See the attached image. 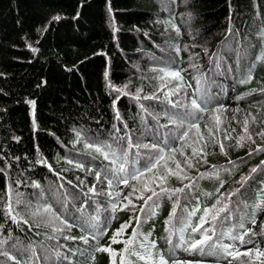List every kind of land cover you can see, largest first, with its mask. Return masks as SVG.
<instances>
[{"label": "trees", "instance_id": "16d2710c", "mask_svg": "<svg viewBox=\"0 0 264 264\" xmlns=\"http://www.w3.org/2000/svg\"><path fill=\"white\" fill-rule=\"evenodd\" d=\"M262 57L264 0H0V235L7 239L5 250L21 264L29 260L31 254L23 251L29 245L36 254L30 264H59L56 251L73 264H113L108 253L94 249L111 247L121 253L123 241L130 239L136 229L139 236L130 248L147 237L155 242L153 253L162 255L169 264L173 257L217 264L216 257H187V252L176 247L179 232L170 236V231L179 229L183 213L191 211L197 201L201 212L193 223L203 208L215 204L217 189L223 194L240 188L229 204L231 218L222 226L217 221V236L221 227L228 232L243 223L251 229L245 241H257L264 251V202L260 192L264 188V151L257 150L264 149V138L257 131L264 122ZM165 66L179 70L191 85L173 95V101L185 93V99L191 97L196 88L194 77L199 76L205 81L214 107L222 106L221 112L235 108L238 127L244 123L243 118H252L247 128L252 140L237 146V126L235 130L222 129L219 145H211L203 134L207 163H198L188 175L194 179L200 173L206 175L196 179L190 194L188 190L181 194L175 216L171 215L175 198L160 199L154 214H149L147 208L140 213L139 206L144 202L134 198L137 224L128 208L111 211L106 195L110 189L101 171L109 162L85 145L113 143L115 147V137L129 135L133 143L150 144L159 141L161 134L167 136L174 126L165 113L175 109L164 102L163 95L179 81L170 77L161 80L160 74L152 71ZM249 75L251 80L243 83ZM137 95L140 99L135 98ZM153 95L160 98L144 99ZM29 101L35 102L34 109ZM213 113L203 114L202 132ZM166 124L168 127H164ZM77 132L81 134L79 142ZM184 145L176 147L182 149ZM146 151L141 149L140 167L144 166ZM172 154L181 155L180 151L169 156ZM42 158L51 170L39 162ZM68 160L82 163L84 169L68 164ZM164 163L154 172L163 171ZM212 166L230 171H221L219 178L211 177L207 173ZM252 168L257 172L252 173ZM97 172L101 175L99 181ZM152 175L148 173L141 179ZM249 176L241 188L237 181ZM33 181L40 184L42 199L36 195L40 189L31 187ZM221 181L223 188L219 187ZM183 183L175 176L169 177L172 188L183 187ZM9 186L13 208L29 224L17 225L5 215ZM93 186L95 194L88 193ZM115 190L127 195L131 188L121 184ZM17 192L21 194L19 204L15 203ZM28 204L51 205L58 214L63 213L73 224L65 233L74 239L65 240L62 235L49 239L50 227L43 218L29 216ZM82 207L84 217L96 216L99 211L100 227L92 231L104 230L106 234L98 241L80 226ZM130 220L131 226L119 237L121 242L112 244L113 234ZM85 235L87 244L81 239ZM191 238L189 231L186 239ZM246 244L250 243L237 242L236 248ZM130 258L135 264H144ZM258 258L264 262V257ZM120 260L121 256L115 257L116 264ZM0 264H5L2 256Z\"/></svg>", "mask_w": 264, "mask_h": 264}, {"label": "snow or ice", "instance_id": "6c2138e0", "mask_svg": "<svg viewBox=\"0 0 264 264\" xmlns=\"http://www.w3.org/2000/svg\"><path fill=\"white\" fill-rule=\"evenodd\" d=\"M57 19H59L57 17ZM35 51V49H33ZM179 52V49H176ZM264 58V57H262ZM152 71L159 73V79L164 80L166 78H172L178 80L179 83L172 89L164 92L163 100L166 104H168L172 109H175L173 112H166L169 124L173 125L174 128L170 129L167 136L161 134V139L155 143L145 144V143H133L131 136L127 137H115V147L113 143L106 144H98V143H86V147L88 149H93L95 153L100 154L104 160L108 161L109 164L106 166L103 171L104 178L107 181V186L110 189L106 193L111 201V211L114 213L116 210H123L124 208H128L133 211V218L136 220L137 224H139V216L135 215L137 210V205L133 203V199L142 200L144 203L142 206H139V212L144 213L145 208L148 209L149 214H154L155 208L158 207V201L164 197L172 200L175 198L173 203V211L171 213L172 216H175L176 207L179 204V198L181 194H185V190H188V194H190L195 187L196 179L203 178L206 174L200 173L199 177L192 178L188 175L187 171L184 168H181L179 162L175 161L173 157L169 156L170 153H176L178 151L183 152L180 148H177L176 145L179 144L181 147L184 145L186 140L189 137V134L196 131L199 135L200 133V121L203 119V114L205 113H213V112H221L222 106H213L212 105V97L209 95L208 89L205 86V81L196 76L194 79L196 80V88L193 91L191 97L185 99V96H181L179 99L173 101L171 97L173 95H177L180 92V89L183 87L191 88L190 84H187L184 81L183 77L179 70H172L171 68L165 66L161 68H154ZM251 76L249 75L247 79L242 81L243 83H248L251 80ZM117 92H120V89H116ZM127 94V93H125ZM136 99H140V96L137 95ZM160 97L153 95L151 97L145 96L144 99H158ZM32 108H35V102L29 101ZM116 101H114V104ZM143 108V106H141ZM146 111V110H145ZM117 119H119V112L117 111ZM125 127H127L125 125ZM164 127H168V125H164ZM119 132V129H117ZM209 132V141H211V133L212 129H208ZM264 136V133H261ZM77 142L81 140V134L79 132L76 133ZM204 138L201 136V140ZM243 139V137H241ZM221 151H223V144L220 145ZM135 149V151H133ZM141 149L147 150L144 155V166L140 167L139 162L142 158ZM258 151H264V149H257ZM249 155H252L250 152ZM166 157L169 159H173V163L175 164L174 168H170L166 162ZM18 159V158H17ZM193 159H195L196 163H207V160L204 158V154L201 152L198 154L197 148H192L191 157H185V168L191 169L194 167ZM42 165H45L51 170V165H48L43 158L39 161ZM163 164V171L154 172L155 169ZM68 164H74V166L83 170L84 165L82 163H74L72 160L67 161ZM229 163H232L231 161ZM264 164V162H262ZM221 171L228 172L230 169H218L216 166H212V169L207 175L211 177L219 178V174ZM252 173L257 172L256 168L251 169ZM152 173L151 180H142V177H145L146 174ZM175 176L177 180L182 183L187 180L188 183H183V187L178 188H169L166 186L169 177ZM101 178L100 172L96 173V179L99 181ZM251 177H242L238 184H240L241 188ZM139 182L138 184H133L130 182ZM121 184L125 187H130L131 191L127 195H122L119 191H116ZM17 186H19L17 182ZM223 181L220 182L219 187L223 188ZM33 189H40L39 192L36 193L38 199L43 198V190L38 182L33 181L31 184ZM240 188L235 189V191L229 193H219V189H217L218 198L215 201V204L209 208H203L202 214L199 216V219L196 223H193V218L197 216V213L201 212L200 202H196V206L191 211H185L182 215L180 221L179 229L172 228L170 231V236L174 234L176 231L179 232V241L176 247L182 249L187 252L189 255L198 254L202 257H216L217 264L221 260H226L227 264H233V261L237 259L239 255H243L246 257H250L252 253L243 252L240 253L236 248V243L239 242L241 245L245 242L252 243V240L249 239L245 241V235L251 231V229L246 228L243 223H240L238 226H233L232 229L228 232H225L223 228H220V235L217 236V221H219L222 226L226 221L231 218V210L229 209V204L231 203L232 197L236 196L240 193ZM96 189L95 186L88 189V193L95 194ZM261 192V202H264V188L260 190ZM88 193H85L87 196ZM20 193L17 192L15 194L16 199L15 203H20ZM210 195V194H208ZM152 202L149 204V202ZM29 211V216L41 217L44 219V222L50 227L51 234L49 235V239H58L60 235L63 236V239H74L73 237L68 236L65 233L66 229H71L73 224L69 222L67 218L64 217L63 213H57L51 205L47 204H37L35 206L28 204L27 205ZM81 213V228L91 235L97 241L100 236L106 234V231H92L93 228H99V211L96 216L88 215L87 217L83 216L84 208L82 207L80 210ZM225 213L226 215L221 218V214ZM8 219L11 220L12 223L17 225L29 224V220L25 219L19 212H16L13 208L12 201V193L11 186H9V202L7 205V212L5 213ZM40 221H37L39 223ZM251 223H255V218L253 217ZM209 225L205 227V225ZM131 226V220L122 225L119 229L111 237V243L116 244L120 243L119 237L125 230ZM106 227V226H105ZM2 228V225H0ZM192 234L191 239H186V235L189 233ZM199 234V238H196V234ZM10 235V234H9ZM139 236L136 229H133L132 237L128 240L123 241L125 247L121 253L115 252L111 247H96L94 249L95 252H106L111 257H113V264H116L115 257L118 255L121 256L120 264H135V262L130 257H135L136 262L143 261L144 264H169V261L165 259L162 255L154 254L153 249L155 248V242L149 241L147 237H143L140 239V242L136 247L130 248V245H133ZM81 239L85 244L88 243V236H82ZM228 241V242H226ZM171 242V240H170ZM7 243V239L0 235V256L5 258V264L7 261H14V264H21L20 260H17L14 256H12L7 250H5L4 245ZM16 243H13V247H16ZM139 249V250H138ZM23 251L30 253L29 260H25L23 264H30V260L35 258V250L29 245L23 249ZM125 254L129 258L125 259ZM56 259L59 261V264H64L67 261V264H73L71 260H68L67 256H61L59 251L54 253ZM256 257H264V251H260L259 249L255 250ZM92 255H89V259H92ZM171 264H194L193 261L189 260H178L173 257ZM195 264H201V262H195Z\"/></svg>", "mask_w": 264, "mask_h": 264}, {"label": "rangeland", "instance_id": "374dc122", "mask_svg": "<svg viewBox=\"0 0 264 264\" xmlns=\"http://www.w3.org/2000/svg\"><path fill=\"white\" fill-rule=\"evenodd\" d=\"M237 112L235 110V108L229 109V110H225L223 112H214L211 117L209 118L208 122L206 123V126L204 128V132H202L200 130L199 135L196 133L195 130H193V132L189 135L184 147L181 149V151L183 152V155L177 156L175 154H172L171 157L174 158L175 161L179 162L181 165V168H184L185 171H187V173H191V169H187L185 168V157H191L192 154V148L196 147L197 148V152L199 153H203L204 154V148H203V143L201 140V136L204 134L208 140V142L211 145H219L220 142L222 141L221 139V131L223 128L225 127H233V130L237 129ZM252 118H243L244 123L242 124L241 127H238V130L236 132V145L239 147H242L246 144H250L252 138L249 137V135L247 134V128L249 125V121H251ZM237 126V127H236ZM211 128L212 129V133H211V141H209V132L208 129ZM258 131V135L261 138H264V136L261 135V133H264V122L262 123L261 126L258 127L257 129ZM241 137H243V139H241ZM181 154V152H180ZM205 158V155H204ZM168 166L170 168H174L175 164L173 163V159H168L167 162ZM193 164L194 166L197 165L198 163H196L195 159H193ZM195 168V167H194ZM152 177L149 178H145L143 180H151ZM167 187L172 188L171 185H169V179L167 181L166 184ZM263 229H264V225H263ZM238 251L240 253L243 252H251L252 255L250 257H246L243 255H239L237 257L236 260L233 261V264H264V262H259L258 261V257H256L255 255V250L259 249L260 251L262 250V246H260V244L255 241L252 242L250 244H246L243 245L239 248H237ZM187 257L189 256V254L186 255ZM178 260H190V258H185V259H178ZM195 264V262H194ZM204 264H211V263H204ZM223 264H227V262L223 263Z\"/></svg>", "mask_w": 264, "mask_h": 264}]
</instances>
